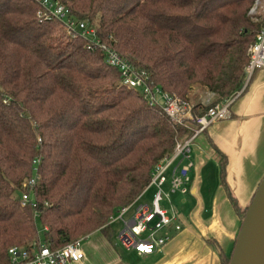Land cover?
Returning a JSON list of instances; mask_svg holds the SVG:
<instances>
[{"label":"trees","instance_id":"16d2710c","mask_svg":"<svg viewBox=\"0 0 264 264\" xmlns=\"http://www.w3.org/2000/svg\"><path fill=\"white\" fill-rule=\"evenodd\" d=\"M57 1L162 91L187 102L193 87L208 93V102L192 104L194 116L242 89L248 49L264 29V14L249 15L255 0ZM37 11L33 0H0V264H12V247L56 250L106 234L192 134L190 123H174L122 87L101 51L86 50L85 40H71ZM33 161L35 207H21ZM226 162L220 155V180L241 225L247 206L229 193ZM234 246L227 255L217 249L220 264H229Z\"/></svg>","mask_w":264,"mask_h":264},{"label":"crops","instance_id":"0c3cea01","mask_svg":"<svg viewBox=\"0 0 264 264\" xmlns=\"http://www.w3.org/2000/svg\"><path fill=\"white\" fill-rule=\"evenodd\" d=\"M246 86L230 107V117L207 128L197 145L198 137L194 140L189 162L184 163L190 165L187 193L182 195L163 188L165 199L169 196L175 198L178 216L176 222L159 233L169 237L165 245L152 254L138 255L133 249L121 245L117 238L121 229L115 232L113 222L106 234L98 230L81 238L84 258L71 264H220L217 249L229 254L240 227L220 180V155L227 161L226 186L241 209L248 206L264 177V68L255 71ZM200 91L195 87L191 89V104L209 100L210 95ZM212 162L219 168V181L208 186L201 175ZM152 189L153 192L146 197ZM155 192L153 186L147 188L124 219L130 220L138 205H149ZM164 200L161 202L166 203ZM161 202L160 208L167 212ZM185 215L187 220L183 223ZM175 225H179L178 231L174 229Z\"/></svg>","mask_w":264,"mask_h":264},{"label":"built area","instance_id":"2783aa9c","mask_svg":"<svg viewBox=\"0 0 264 264\" xmlns=\"http://www.w3.org/2000/svg\"><path fill=\"white\" fill-rule=\"evenodd\" d=\"M37 6V18L40 21L59 22L72 39L82 38L86 42V50L101 51L104 55L105 63L120 72V85L133 92L139 93L149 106L160 108L174 123L189 128L188 123L193 127L189 128L192 134L184 142L176 144L173 152L166 156L154 169L149 187H154L156 192L149 205H138L130 220H125L124 216L134 204L122 208L116 216L112 217L109 224L120 221L122 228L117 238L121 245L127 249H133L138 255H149L165 245L169 237L161 236L159 233L176 222L178 216L171 208V216L162 210L159 203L163 197H167L163 192V186L167 182L166 172L171 170V180L169 182L171 192L186 194L188 191L189 164L177 166L179 160H188L194 140L211 125L226 120L230 117V106L242 93L247 83L252 78L255 71L264 68V29L256 35L255 41L250 45L249 62L244 69L245 79L241 91L232 98L226 99L222 104L209 108L204 114L194 116L192 104L184 101L173 94L162 91L154 85L144 71L135 69L131 63L120 56L115 50L101 42L96 34L94 26H89L84 21L75 19L70 11L57 0H33ZM264 14L262 0H255L254 5L249 10L250 16ZM161 100V105L159 104ZM208 102V101H207ZM37 161H33L32 177L22 185L19 202L21 207H35L31 201V195L36 186L39 176L37 174ZM37 218V214H35ZM174 229L178 231L179 225ZM12 264H71L77 263L84 258L81 249V238L64 245L60 249L51 250L41 245L38 248L33 245L30 249L12 247L8 250Z\"/></svg>","mask_w":264,"mask_h":264},{"label":"water","instance_id":"95a60500","mask_svg":"<svg viewBox=\"0 0 264 264\" xmlns=\"http://www.w3.org/2000/svg\"><path fill=\"white\" fill-rule=\"evenodd\" d=\"M229 264H264V177L246 208Z\"/></svg>","mask_w":264,"mask_h":264},{"label":"rangeland","instance_id":"374dc122","mask_svg":"<svg viewBox=\"0 0 264 264\" xmlns=\"http://www.w3.org/2000/svg\"><path fill=\"white\" fill-rule=\"evenodd\" d=\"M66 33V32H65ZM67 35V34H66ZM67 37H69L68 35H67ZM71 40H73L71 37H69ZM245 79V78H244ZM245 82V81H244ZM244 84L245 83H243V86H244ZM243 86H242V88H243ZM241 91V90H240ZM205 95V94H204ZM208 99V98H207ZM206 99V100H207ZM205 100V101H206ZM159 104L161 105V100H159ZM200 136H202V135H199L198 136V138L196 139V141H195V144L197 145L198 143H197V141L199 140V137ZM201 138V137H200ZM213 148V147H212ZM187 162H189V159L188 160H186ZM219 168H218V166H217V163H214V162H212V163H209L204 169H203V172H202V175H201V177H202V179L204 180V182H205V184H208V186H209V184H212V186L216 183V182H218L219 181V179H218V176H219ZM166 178H167V185H168V183L170 182V180H171V170L170 169H168L167 170V172H166ZM214 178V179H210V178ZM215 180H218V181H216L215 182ZM164 188V190H168V186H164L163 187ZM153 192V189L148 193L147 192V195H146V197L148 196V194H150V193H152ZM179 193V192H178ZM173 195V194H172ZM171 195V196H172ZM165 198L163 197V200H164ZM164 201H166V203L165 202H161V207H163V208H165V209H167L168 211H167V215L168 216H171V208H173V209H175V211L177 210V208L175 207V205H176V203H175V198H173V196L172 197H168V198H166ZM177 212V211H176ZM117 215V214H116ZM115 215V216H116ZM35 217V216H34ZM36 218V217H35ZM187 219H186V215L185 216H183V223L186 221ZM120 226H121V223H120V221H118V222H115L113 225H112V229L115 231V232H117V231H119L121 228H120ZM36 228H37V231H38V233L39 234H41L42 233V227H41V225L39 224V222H37V224H36Z\"/></svg>","mask_w":264,"mask_h":264}]
</instances>
